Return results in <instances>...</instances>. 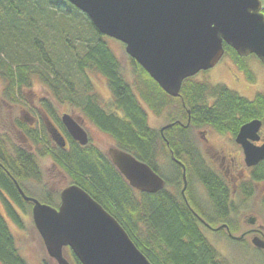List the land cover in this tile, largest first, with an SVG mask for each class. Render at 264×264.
Listing matches in <instances>:
<instances>
[{
  "label": "trees",
  "instance_id": "16d2710c",
  "mask_svg": "<svg viewBox=\"0 0 264 264\" xmlns=\"http://www.w3.org/2000/svg\"><path fill=\"white\" fill-rule=\"evenodd\" d=\"M107 38L110 37L100 33L85 13L66 0H0L2 98L11 105L27 106L22 91L38 79L51 92L52 101L69 102L82 111L113 139L114 147L131 153L157 172L164 187L155 193L137 192L97 146L80 145L70 138L69 148L52 147L43 127L30 129L16 121L32 141L34 152L17 148L7 135L0 138V264H27L18 252L8 222L9 219L21 226L17 208L23 211L30 202L23 199L16 183L26 196L56 205L55 199L40 194L41 188L27 187L28 180L38 178L40 182V155L51 158L71 184L79 186L110 213L151 264H226L201 226H218L217 234L224 232L222 227L227 228V233L236 232V224L229 219L233 207L228 200L229 189L203 163L187 132L206 124L219 133L234 134L244 123L264 117V94L257 92L249 99L224 84L197 81L191 76L182 81L178 96L172 97L129 56L131 83ZM223 49V55L253 80L245 63L252 54L239 55L225 43ZM86 71L105 79L111 93L107 107L90 93ZM145 106L156 114L167 110L166 125L170 126L161 131L151 127ZM52 119L60 120L59 116ZM161 156L167 159L166 171L156 163ZM182 166L186 179L183 194ZM192 177L203 186L209 203L214 205L212 210L189 202ZM251 180L264 181V162L253 170ZM261 205L264 209V196ZM219 223L226 225L220 227ZM250 249L258 253L259 264H264V252L254 246L246 251ZM63 254L70 264H81L68 247L63 248Z\"/></svg>",
  "mask_w": 264,
  "mask_h": 264
},
{
  "label": "water",
  "instance_id": "95a60500",
  "mask_svg": "<svg viewBox=\"0 0 264 264\" xmlns=\"http://www.w3.org/2000/svg\"><path fill=\"white\" fill-rule=\"evenodd\" d=\"M66 1L85 13L100 33L122 42L126 53L172 97L178 96L185 78L217 64L224 53L223 43L239 55L254 54L264 64L261 0ZM61 121L72 139L87 144V134L76 119L63 113ZM260 124L251 120L236 135L248 166L264 159V143L254 146L248 141L255 139ZM51 127L54 139L64 146L63 137ZM106 154L137 192L155 193L164 187L163 178L131 153L110 146ZM182 170L183 194V166ZM16 186L23 199L33 203V224L55 264H70L64 247L81 264H151L119 222L79 186L64 187L57 207L26 196ZM250 243L264 252L262 240Z\"/></svg>",
  "mask_w": 264,
  "mask_h": 264
},
{
  "label": "rangeland",
  "instance_id": "374dc122",
  "mask_svg": "<svg viewBox=\"0 0 264 264\" xmlns=\"http://www.w3.org/2000/svg\"><path fill=\"white\" fill-rule=\"evenodd\" d=\"M262 5L264 8V4ZM53 20L56 19L53 18ZM107 42L113 53L119 59L121 66L124 69V74L126 75L125 77L132 83V64L130 62L129 55L124 49V44L113 38H107ZM79 49L81 48L79 47ZM245 63L248 66L247 68L252 73L251 77L253 78V80H249L248 78H246L244 72L241 71L236 66L237 64L235 65V62H233L227 55H223L214 67L207 70L199 71L197 74L194 75V79L197 81H205L211 84H224L239 93L240 95L249 99L253 98V96L257 92H261L264 94V64L256 56H254V54L248 56V58L245 59ZM86 74L90 78V93L97 96L98 101L102 106L107 107L111 100V93L107 87L105 79L99 74L92 73L90 71H86ZM73 75H75V73H73ZM79 81L82 82V80ZM2 90L3 86L0 81V138L2 135H7L11 139V142L17 148L23 147L14 128V126H17L16 121H20V117L22 115H26V112L30 111H33L35 113V116H37L36 111L39 109L38 107H40V101L42 98H45L44 103L41 102V105L43 106L42 108L44 109V106H46L45 108H47L51 112V114L58 113L57 115L60 118L62 113L66 112L71 114L75 119L79 120L83 124L85 129L88 131L89 137L91 138V142L103 152H106L107 149L114 143L113 139L108 134L102 132L100 129L94 128V126H92V123L86 118L84 113L79 109L73 107L71 103L65 102L63 104H56L54 101H52V99L48 97L51 95V92L46 88V86L42 85L38 79L34 80L33 84L31 85V88L26 87L22 91V96L24 98V102L26 101L25 103L27 104V106L21 103H17L14 105L9 104L5 99L3 100L2 98ZM47 104H50L51 108L48 107ZM147 110L148 124L151 127L159 130L160 127L166 125L169 121V112L167 110L161 111L158 114L148 108ZM56 123L61 125V119ZM198 129L205 133V135L209 138L210 142L205 144L203 143L204 141L202 139L201 131H198ZM20 131H22V129ZM187 137L191 139L192 143L195 146V149L197 148L196 150H198L200 146V151H202L203 154V163L205 164L207 162L209 166L213 168L214 166L212 163L221 162V157L223 154H227L228 161V154L236 153V150L232 146H229L227 144L229 137L227 132L223 134H218L215 131H210L209 126L206 124L191 127L187 132ZM46 145L47 143L44 146ZM205 146L211 147L205 149ZM214 153H216V157H212V154ZM38 162L40 164L39 168L41 171L40 182L39 180H37L38 178L32 179V181L28 180L26 181V183H30L27 184V187L29 189L41 188L38 189V191L43 197H51L55 199L57 203L58 192L61 191L67 185L71 184V181L64 172L58 170L59 168L57 169V167L55 168L51 164L52 160L48 156L40 155L38 158ZM156 163L160 170H167V159L164 156L158 158L156 160ZM223 164L224 167L226 165V162ZM260 182V188H258L259 191L256 189L255 191L250 190V199L245 200L243 196L237 195L234 201H229V203L233 205V207H231L229 215L232 218V221L234 220L233 223L235 222L237 226L236 232L233 236L238 237L242 231L246 230L245 219L249 214H251V212L255 213V215L258 216L259 223L263 225L262 232L264 233V211L261 210L260 207H258V204L261 203V200L264 196V181ZM39 184L41 186H39ZM202 187L203 186L201 185V183L197 181L194 177H192V182L189 191L190 194L197 196V190H201L204 193ZM17 210L21 216L20 221L22 225L17 226L9 219L8 222L15 237V242L19 254L25 259L27 264H55V262L47 255L45 251L41 237L33 224L30 208L25 207V210L23 211L17 208ZM201 228L206 237L210 240V242L218 251L219 256L223 259L224 262L226 260V264L260 263V257L257 252L252 251L251 249L246 251V249L253 247L250 243L249 238L245 237L246 239H243V243H236L233 240L228 239L223 234H217L216 232H213L203 226H201Z\"/></svg>",
  "mask_w": 264,
  "mask_h": 264
},
{
  "label": "flooded vegetation",
  "instance_id": "af4514ba",
  "mask_svg": "<svg viewBox=\"0 0 264 264\" xmlns=\"http://www.w3.org/2000/svg\"><path fill=\"white\" fill-rule=\"evenodd\" d=\"M262 2H264V1H262ZM263 10H264V8H263ZM263 13H264V11H263ZM48 97H50V96H48ZM44 100H45V98H42L41 101H40V107H38L39 109L36 111L37 116H35V113L33 111L26 112V115H22L20 117V121L25 124L24 126L30 128V129H34L37 126L43 127L45 129V131H46V134L49 137L48 140H49V142H50L52 147H58L59 146L61 148H69V141H70V138L72 139V137L69 135V133L67 132V130H66V128H65V126L63 124H61L62 125L61 126V125L57 124L52 119L55 116L57 117L58 113L57 114L55 113V115H53L50 112L49 113L46 112L42 108L41 102H44ZM32 113H34V114H32ZM63 113H66V112H63ZM263 118L262 119H258V118L256 119V120H260L261 124H260V127H259L258 131H257V134L254 137L255 139H250V138L248 139V141L251 144H253L254 146H260V145H262L264 143V121H263ZM59 119H61V116H60ZM253 120H255V119H253ZM77 121L80 123V125L82 126V128L84 129V131L87 134V137H88V143L87 144L95 145V144H93L91 142V138L89 137V133L85 129L83 124L79 120H77ZM51 126H53L59 132V134L63 137L64 142H65L64 146H62L61 143L57 142L54 139L53 135L50 133L49 130L52 128ZM92 126H94V128L99 129L93 123H92ZM14 128H15V130L17 132V135H18V137H19V139H20V141L22 143L21 145H22L23 149L26 148L30 152H34V146L31 143V141L24 135V133L22 131H20V128H18L17 126H14ZM161 128L162 127H160V129H159L160 131H161ZM209 130L210 131H215L218 134H223V133H219L218 131H216L214 129L212 130L210 127H209ZM198 131H201V130L198 129ZM238 131H239V129H238ZM238 131L236 133H234V134H232V132H227L228 136H229L227 144L229 146H232L236 150V153L228 154V161H227V154H223L222 155L221 162H219V163L213 162L212 163L214 168L209 166V164L205 161L206 162L205 165L209 169L214 171L216 174H218L222 178L224 184H226L228 186V189H229L228 200L230 202L234 201L235 198L237 197V195L243 196V198L245 200L250 199L251 198L250 190H252V191L254 190L255 191V189L258 190V188H260L259 186H260L261 182L260 181L256 182V181L251 180V176H252L253 170L255 168H257L260 165V163L264 162V159H262V160H259L257 163H255L253 165H249L248 166L246 164L245 159H244V154H243L242 147L236 141V135H237ZM201 135H202V139L204 141L203 142L204 144L210 142L209 138L205 135V133L203 131H201ZM72 140L76 141L74 139H72ZM112 146H114V145H112ZM208 147H211V146H205V149L208 148ZM198 152L201 154V156L203 158L202 151H200V146L198 148ZM215 154L216 153L212 154V157L215 156ZM225 162H226V165L223 167V165H224L223 163H225ZM51 164L56 168L54 163H51ZM216 165H217V167H216ZM58 170H60V169H58ZM59 192H58V197H57L58 202L56 203L55 207H57L59 205V201H60ZM189 199H190L189 202L191 201L195 206L200 207V209H206V210H212L213 209L214 205L209 203V201L207 199V194L203 193L201 190L198 192L197 196H194L192 194L189 195ZM32 206H33V203L29 202V206L28 207L30 208V211L32 210ZM258 207H260V209L264 211V209L262 208L261 203L258 204ZM260 218H261V216H260ZM229 219L232 220L231 217H229ZM258 223H259L258 216L255 215V213L251 212V214H249L246 217V219H245L246 230L242 231L241 234L238 237L233 236L235 233L234 234L227 233V230H226L227 228L226 227H222L221 228V229H224V232H222V234L224 236H226L227 238H229V239H231L232 237H235L238 240H242L243 241V239L249 238L250 241H251L253 239L258 238L259 240H262L264 242V233L262 232L263 225L260 224V223L258 224ZM225 225H226V223H219L220 227L221 226H225ZM217 227H212V229H209V230L215 232L217 230Z\"/></svg>",
  "mask_w": 264,
  "mask_h": 264
},
{
  "label": "bare ground",
  "instance_id": "6f19581e",
  "mask_svg": "<svg viewBox=\"0 0 264 264\" xmlns=\"http://www.w3.org/2000/svg\"><path fill=\"white\" fill-rule=\"evenodd\" d=\"M60 202V201H59Z\"/></svg>",
  "mask_w": 264,
  "mask_h": 264
}]
</instances>
